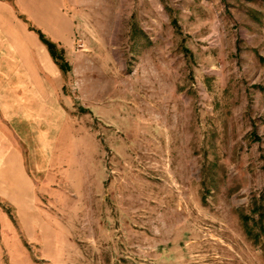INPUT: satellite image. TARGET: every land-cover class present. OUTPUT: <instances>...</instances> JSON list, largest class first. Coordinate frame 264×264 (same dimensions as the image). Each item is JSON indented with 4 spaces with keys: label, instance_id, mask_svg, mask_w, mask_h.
Listing matches in <instances>:
<instances>
[{
    "label": "rangeland",
    "instance_id": "rangeland-1",
    "mask_svg": "<svg viewBox=\"0 0 264 264\" xmlns=\"http://www.w3.org/2000/svg\"><path fill=\"white\" fill-rule=\"evenodd\" d=\"M41 5L68 69L49 136L9 121L0 264H264V0Z\"/></svg>",
    "mask_w": 264,
    "mask_h": 264
},
{
    "label": "crops",
    "instance_id": "crops-1",
    "mask_svg": "<svg viewBox=\"0 0 264 264\" xmlns=\"http://www.w3.org/2000/svg\"><path fill=\"white\" fill-rule=\"evenodd\" d=\"M42 0H0V163L5 164L13 151L21 152L24 139L15 133L9 121H38L42 137L49 136L55 128L56 119L51 115L33 91L31 82L39 79L48 66L53 71L52 57L42 43L38 31L48 37L42 29L39 10ZM31 8L38 9L31 17ZM28 24H32L30 27ZM47 37V38H46ZM48 40V41H49ZM33 76V77H32ZM41 87V85H40ZM44 130V132H43ZM21 138V139H20Z\"/></svg>",
    "mask_w": 264,
    "mask_h": 264
},
{
    "label": "trees",
    "instance_id": "trees-1",
    "mask_svg": "<svg viewBox=\"0 0 264 264\" xmlns=\"http://www.w3.org/2000/svg\"><path fill=\"white\" fill-rule=\"evenodd\" d=\"M37 33L39 34L42 43L47 47L49 54L52 57L53 61L56 63L57 66H59V69L61 71H66L68 69V64L63 59L61 50H60V52H58L56 44L46 40L44 38V36L39 31ZM260 89H262V88H260ZM263 91H264V89H263Z\"/></svg>",
    "mask_w": 264,
    "mask_h": 264
}]
</instances>
